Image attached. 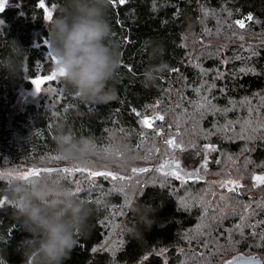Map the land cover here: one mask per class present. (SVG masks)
<instances>
[{"label":"trees","instance_id":"trees-1","mask_svg":"<svg viewBox=\"0 0 264 264\" xmlns=\"http://www.w3.org/2000/svg\"><path fill=\"white\" fill-rule=\"evenodd\" d=\"M62 3L44 0L42 8L40 0H9L0 12V59L11 55L13 40L27 52L21 75L0 67V165L57 154L54 138L63 128L93 137L101 152L118 137L135 156L134 166L150 169L132 196V181L123 187L99 177L77 192L79 177L66 179L93 214L64 264H168L162 251L180 264L182 246L204 250L188 264L225 263L238 252L264 259V184L253 179L264 175V0H115L108 13L110 42L121 64L109 82L113 101L84 103L59 78L54 96L20 106V89L56 69L46 42L47 13L56 16ZM240 19L243 29L235 23ZM162 62L167 70L146 83L144 70ZM155 115L164 120L145 126L143 120ZM170 135L191 156L196 147L213 146L210 165H203L206 153L191 161V168L207 172L205 181L158 171L156 162L172 150L165 142ZM226 172L240 180L238 192L211 188L210 178ZM12 187L0 172V264H24L21 242L29 236L16 205L2 194ZM116 226L115 245L102 249Z\"/></svg>","mask_w":264,"mask_h":264},{"label":"clouds","instance_id":"clouds-1","mask_svg":"<svg viewBox=\"0 0 264 264\" xmlns=\"http://www.w3.org/2000/svg\"><path fill=\"white\" fill-rule=\"evenodd\" d=\"M110 6L111 0H63L58 14L48 25L56 68L63 72L66 87L84 103L109 104L114 99L109 82L119 70L121 58L110 42ZM25 55V49L13 40L11 55L0 59V67L19 76L23 71L20 58ZM166 70L163 62L146 68L145 82L151 83L157 73ZM54 143L57 154L70 164L101 163L128 169L136 162L129 147L118 137L113 138L109 150L101 152L93 137H78L73 131L61 128ZM2 194L16 205L19 225L29 234L21 242L24 264H64L77 244V236L90 229L93 209L76 195L62 175L42 174L20 180Z\"/></svg>","mask_w":264,"mask_h":264},{"label":"rangeland","instance_id":"rangeland-1","mask_svg":"<svg viewBox=\"0 0 264 264\" xmlns=\"http://www.w3.org/2000/svg\"><path fill=\"white\" fill-rule=\"evenodd\" d=\"M8 3H9V0H8ZM53 57H54V55H53ZM54 63L56 66L55 60H54ZM56 70H57V68L55 69V71ZM44 77L45 76H43V75H39L35 78H32V79H30V81H31L30 82L31 83L30 88L22 87L20 89V98H19V105L20 106H23L26 103L38 102V100L45 94L47 96H50V97L55 95L57 90L54 87V83L59 78L55 79L54 81H48V80H44ZM36 79H40V80L44 81L41 84L40 92L36 91V86H35V84L32 83V81L36 80ZM172 138H175V136L170 135L169 137L166 138L165 142L167 143V141H169ZM167 147H171V146L167 143ZM171 149L172 150H169V152H166L164 154V156H166V157H165V160L163 162H161V163L156 162V164H155L156 168H160L161 164L174 161V162H177L182 168L190 170V169H193V168H191V166H192L191 161L195 160L199 157H201V158L204 157V159H205V153H206L208 159H207V162H206V160L204 161L203 165L208 166L214 160V155L212 158H210L209 153H207V151L209 149H207L205 147H196V150L192 154V156L189 154H186L184 151H179V150L177 151V150L173 149L172 147H171ZM163 151H164V149H162V147H159L158 154L162 153ZM211 152L214 154V151H211ZM57 155L58 154H53V155L41 157L39 159H33V162L29 163L28 165H17V164L5 162L4 164L0 165V172L9 178V180L13 186L17 181H20V180L27 181L25 179H22L21 177L27 175L30 171L49 169L51 167H54L56 165V163H58L59 166L64 165L65 167L75 169V167H76L75 165L69 164L67 161H64L63 159H56L55 157ZM59 162H62V163H59ZM45 163L48 165L47 167H43V166L38 167L37 166L38 164H45ZM79 168L84 170V171H81V172L73 171L71 176L68 179L71 181H75L79 177L77 180V183H78V187H81V189H82V188H86L88 186H91L92 185L91 182H94L96 179L99 178V177L98 178L91 177L90 175H88V172H90V171H106V169L110 168V167L102 168L100 166H90V167L82 166V168L81 167H79ZM140 168H142L141 165H135V166H132L131 170L127 171V172H121L118 169L109 170V171L116 173L119 176H123L124 179L120 180V181L119 180L113 181L109 177H104V178L111 181V182H114V184L119 183L123 187H125L127 183H130L132 181L133 185H135L133 193H131V196H132L136 193V191L139 188H141V186L144 184V182L146 180V177H148V175H147L148 172H145L144 174H140L138 172L132 171V169H140ZM166 171H168V170H166ZM201 172L203 174H207V172L204 169H201ZM161 173H163V172H161ZM42 174H46V173L41 172V175ZM53 174H59V175H62L64 177V175L60 174V173L53 172ZM144 175H146V176H144ZM228 181H233L236 184H240V180H238L234 176H229L228 172H226L225 174H221L219 178H210L211 188L216 189L218 191H220V190H222V191L227 190L228 191L227 187H222V184H226ZM229 186H231V185H229ZM118 230H119V227H117V226L115 228H113V231L111 232L110 236L106 239L105 243L103 244L102 249L112 248L115 245V242L117 240ZM180 252H181V256H182V262L180 264H188L190 261H192L193 259L198 257L197 254L199 252H200L199 255H202L204 250L198 251L197 249H194L192 246L191 247L182 246L180 248ZM161 254L167 259L168 264H172V262L168 260V254L165 251H162ZM237 254H248V255L259 256L256 253H246V252H238ZM263 261H264V259H263ZM213 264H223V262L220 261V259H217Z\"/></svg>","mask_w":264,"mask_h":264},{"label":"snow or ice","instance_id":"snow-or-ice-1","mask_svg":"<svg viewBox=\"0 0 264 264\" xmlns=\"http://www.w3.org/2000/svg\"><path fill=\"white\" fill-rule=\"evenodd\" d=\"M115 0H111V3H114ZM8 3V0H0V12H3L5 9V5ZM125 0H119V4H124ZM40 6L43 8L44 7V0H40ZM47 18L49 20H51L53 18V13L52 12H48L47 13ZM253 19V17L251 15H249L247 17V20L251 21ZM0 23H2V21H0ZM235 23L240 27V28H244L245 27V21L243 19L240 20H236ZM53 59L55 60V62L57 63V60L55 57H53ZM241 71H244V69H241ZM63 72L62 71H54L51 73V75L49 76H45L44 80H48V81H54L57 78H62L63 77ZM44 81L40 80V79H36L33 80L32 83L35 84L36 86V91L40 92L41 90V84ZM205 105L200 104L198 105V107H204ZM219 111V109H217ZM154 119H159V120H164V116H158L155 117ZM143 123L145 124V126H147L148 128H152V123L149 122L148 118H145L143 120ZM167 143L169 145H171L174 148H179L180 145L174 140H169L167 141ZM104 147V151H107L110 149L111 145H106L103 146ZM205 148L209 149V150H215L213 148L212 145H205ZM56 159H62L59 155H57L55 157ZM169 167H171V171H166V169H168ZM76 171V172H81L84 171L82 169L79 168V166H76L75 169L72 168H68V167H63V168H59V169H43V170H33L30 171L27 175L21 177L22 179L25 180H29L32 179L34 177H39L41 175V172L46 173V174H53V172L56 173H60L64 175V178L67 179L71 176L72 172ZM133 172H148L150 171V169L148 168H143V169H132ZM158 171L163 172V174L165 176H173L176 180H183L185 182L186 181V176L190 177L193 175V173H185L184 170L182 168H180V165L177 162H169V163H164L161 164L160 168L158 169ZM88 175H90L91 177L94 178H98V177H109L111 178V180L116 181V180H123L124 177L123 176H119L117 174H115L112 171H90L88 172ZM253 179L257 182V184H264V175H256L253 177ZM231 185V186H229ZM222 187H227L228 191L230 192H238L239 188L241 187V185L236 184L233 181H228L226 184H222ZM81 187H77L76 191L79 192L81 191ZM221 199H225V197H221ZM247 207V206H246ZM243 218V217H242ZM236 230L241 232V235H243V229L241 227V225H237L236 226ZM261 239H264V236L261 237ZM225 264H255V258H249L248 260H245L244 257H237L234 258V260H229V261H225Z\"/></svg>","mask_w":264,"mask_h":264},{"label":"water","instance_id":"water-1","mask_svg":"<svg viewBox=\"0 0 264 264\" xmlns=\"http://www.w3.org/2000/svg\"><path fill=\"white\" fill-rule=\"evenodd\" d=\"M49 40H50V38L47 39L46 42H47V45L49 46L50 51H51V53H52L51 45H50ZM52 54H53V53H52ZM158 116H161V115L151 116V117L149 118V120L154 121V120H156V119H154V118H155V117H158ZM172 139H174V140L176 141L175 138H172ZM172 139H170V140H172ZM176 142H177V141H176ZM170 146H171V145H170ZM171 147H172V146H171ZM172 148L175 149V150H180V149H181V145H180L179 148H174V147H172ZM63 167H65V166H56V167H51V168H49V169H59V168H63ZM150 168H154V167L151 166ZM180 168H182V167L180 166ZM182 169L184 170L185 173H193V175L190 176V177L186 176V179H187V180H195V179L202 180V181H205V180H206V176H205L203 173H201V171H200V166H197V167H195V168H193V169H190V170L185 169V168H182ZM237 257H244L245 260H248L249 258H255V264H264L263 259H262L261 257L257 256V255L237 254V255L233 256L232 258H230L229 260H234V258H237ZM229 260H228V261H229ZM223 264H225V263H223Z\"/></svg>","mask_w":264,"mask_h":264},{"label":"flooded vegetation","instance_id":"flooded-vegetation-1","mask_svg":"<svg viewBox=\"0 0 264 264\" xmlns=\"http://www.w3.org/2000/svg\"><path fill=\"white\" fill-rule=\"evenodd\" d=\"M166 170L170 171V170H172V169H171V167H169V168H168V169H166Z\"/></svg>","mask_w":264,"mask_h":264}]
</instances>
